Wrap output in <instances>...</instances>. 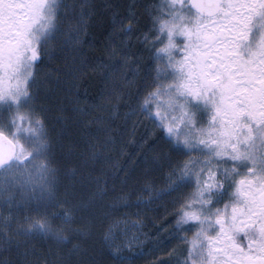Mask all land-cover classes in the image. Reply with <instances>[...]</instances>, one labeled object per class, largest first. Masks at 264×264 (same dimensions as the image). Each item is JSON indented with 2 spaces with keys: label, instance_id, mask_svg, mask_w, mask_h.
Segmentation results:
<instances>
[{
  "label": "snow or ice",
  "instance_id": "obj_1",
  "mask_svg": "<svg viewBox=\"0 0 264 264\" xmlns=\"http://www.w3.org/2000/svg\"><path fill=\"white\" fill-rule=\"evenodd\" d=\"M92 7L87 0H0V199L10 205L19 193L37 204L28 227L0 230V248H19L21 236L67 248L46 264H96L83 244L94 228L93 206L108 193L97 186L73 203L71 183L61 198L57 132L45 103L62 71L69 80L78 71L75 54ZM141 7L142 13L117 15L113 31L144 37L139 56L119 50L125 83L135 88L128 115L152 120L167 149L154 156L167 167L165 186L145 185L143 202L172 197L170 235L183 247L176 264H264V0H161ZM141 15L147 31L139 28ZM46 58L53 65L63 59V68L42 75ZM66 175L75 181L76 170ZM109 240L105 234L112 264H129ZM21 255L23 261L0 264H33L27 249Z\"/></svg>",
  "mask_w": 264,
  "mask_h": 264
},
{
  "label": "trees",
  "instance_id": "obj_2",
  "mask_svg": "<svg viewBox=\"0 0 264 264\" xmlns=\"http://www.w3.org/2000/svg\"><path fill=\"white\" fill-rule=\"evenodd\" d=\"M73 2L66 0L68 4ZM87 3L93 7L83 18L81 44L74 61L78 71L72 80L62 71L59 85L48 93L50 102H45L52 108L48 116L57 132L54 150L62 169L59 194L64 198L66 191H71L68 185L75 183V193L67 197L75 203L87 198L97 186L106 189L108 195L97 198L93 206L94 228L83 244L96 264H112L104 235L127 218L140 222L145 230L144 254L129 258V264H176V258H183L180 256L183 247L170 235L174 223L172 197L151 204L143 202L148 196L145 185L165 186L167 167L163 161L154 159L157 153L167 150L160 138L163 134L139 112L128 115L135 107V88L127 87L124 74L128 69H122L118 63L119 50L137 56L144 52V37L141 31H134L130 38L113 31L117 15L124 19L133 10L142 13L141 5L159 4L161 0H87ZM138 18L139 28L147 31L150 27L147 17ZM112 49H118L117 56L111 55ZM63 65V59L53 65L46 58L40 65L41 74ZM146 65L147 53H144L145 68ZM77 107L81 110L75 111ZM72 169L76 170L75 181L66 175ZM121 196L124 198L120 199ZM36 208L35 201L25 202L19 193H15L10 205L0 199V230L14 232L28 227L27 218L37 217ZM48 211L60 212V209L49 207ZM18 239L19 248L11 252L0 248V260L23 261L21 254L27 249L33 264H46L54 258L53 253H67V248L49 238L21 236Z\"/></svg>",
  "mask_w": 264,
  "mask_h": 264
},
{
  "label": "rangeland",
  "instance_id": "obj_3",
  "mask_svg": "<svg viewBox=\"0 0 264 264\" xmlns=\"http://www.w3.org/2000/svg\"><path fill=\"white\" fill-rule=\"evenodd\" d=\"M144 232L143 224L127 218L111 228L108 243L113 248L118 247L129 258L134 256L140 257L141 254H144L145 249Z\"/></svg>",
  "mask_w": 264,
  "mask_h": 264
}]
</instances>
